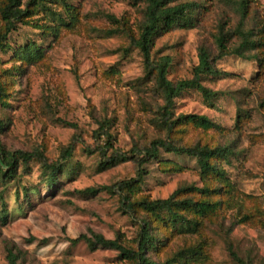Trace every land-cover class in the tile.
I'll return each mask as SVG.
<instances>
[{
  "label": "rangeland",
  "instance_id": "1",
  "mask_svg": "<svg viewBox=\"0 0 264 264\" xmlns=\"http://www.w3.org/2000/svg\"><path fill=\"white\" fill-rule=\"evenodd\" d=\"M233 1L180 0L197 4L194 27L164 34L150 52L152 66L167 61L166 78L174 83L191 78L199 48L216 58L214 37L220 30L229 34L230 49L240 43L239 27L255 42L243 58L227 55L215 60L221 74L202 80L217 92L211 103L193 90L173 100V118L206 116L217 126L208 131L183 124L167 135L159 123L163 100L153 77L145 75L140 52L128 40L144 20L141 1L51 0L27 24H17L8 37L10 50L0 52L5 94L0 101L5 124L0 144L6 151L40 147L50 160L73 136L82 144L75 145L55 189L45 185L34 161L19 164L8 183L0 179V212L7 213L6 221L0 220V264H9V254L15 264H133L115 250H91L83 241L70 240L92 233L118 237L125 247H135L141 218L151 221L162 243L150 254L159 263L170 259L173 264H237L227 250L230 243L244 264H264V0H249L243 20ZM28 43L40 47V57L26 60L13 54ZM100 121L108 122L111 144L122 152L130 149L132 140L145 146L167 138L180 146L229 147L233 154L216 160L226 181L214 176L202 180L194 158L160 150L157 160L144 164L146 174L132 197L165 199L179 187L206 182L222 187L220 197H213L222 202L221 208L202 219L195 232L169 228L139 210L134 216L124 213L118 196L105 188L132 178V163L99 171L97 152L84 150L85 145L105 143V137H93ZM23 186L38 189L29 202L23 198ZM243 215L248 221L238 223ZM197 248L200 257H184Z\"/></svg>",
  "mask_w": 264,
  "mask_h": 264
},
{
  "label": "trees",
  "instance_id": "2",
  "mask_svg": "<svg viewBox=\"0 0 264 264\" xmlns=\"http://www.w3.org/2000/svg\"><path fill=\"white\" fill-rule=\"evenodd\" d=\"M137 1H141L144 4V20L138 28L137 34L129 35L128 40L130 45L140 52L145 75L148 78L153 77L156 88L163 100L164 105L159 112V123L165 128L167 135L175 127L183 124H191L203 131L217 128L212 120L203 115L180 114L173 118V100L182 92L193 90L198 92L205 102L211 103L217 96V92H212L203 86L202 80L208 76H219L221 74L214 66L215 60L227 55H236L238 58H243L244 52L248 49L252 50L255 42L250 40L248 34L239 27L236 29V34L240 38V43L230 49L227 46L229 34L220 30L214 37L218 53L216 58L211 57L205 48H199L198 63L192 70L191 78L173 83L166 78L167 61L165 60L156 66H152L150 52L154 41L164 34L177 29L193 28L195 25L194 14L198 6L192 2L178 3L180 0ZM49 2L51 0H27L25 3L22 0H2L0 3V20L2 24L0 27V52L10 50L7 42L8 37L16 30L17 24H27V19L40 8H47V3ZM233 3L237 13L243 20L248 13L249 0H235ZM59 21L62 22L60 17ZM12 52L17 56H23L26 60L36 59L42 53L40 47L34 43L15 48ZM252 59H254V56H252ZM4 95L3 84L0 82V101ZM1 103L3 102L1 101ZM97 125L98 128L93 132V137L97 136L100 138V136H103L105 137V143L93 146L85 145L84 150L87 154L97 152L100 161L98 170L105 171L125 162H131L133 165L134 176L132 178L121 180L109 188H105L112 190L118 196L120 208L124 213L134 216L136 210H139L169 228H191L195 232L200 229L202 219L214 214L221 208L222 202L218 199H213V197H220L222 187H211L206 182L201 187L194 185L179 187L165 199L152 200L144 197L133 200L132 197L139 189L146 174L144 164L157 160L160 150L194 158L199 167V175L202 180L214 176L221 181H226L225 172L218 166L216 160L225 161L229 155L233 154L229 147L212 148L206 144L200 145L199 143L193 146H180L167 138L155 139L145 146H141L132 140L130 149L127 152H122L113 148L111 144V135L107 131L108 122L100 121ZM4 128L5 124L0 119V133ZM80 143L81 140L73 136L67 145L61 147L57 158L54 160L48 159L40 147H34L29 151H6L0 144V179L8 183L10 180L15 179L19 164L27 166L29 162L34 161L43 172L45 185L49 189H55L59 182V177L65 174L67 170L66 167L72 159L75 145ZM86 191L93 192L92 189H87ZM34 194H38L37 188L22 187V195L26 202H29L30 196ZM191 195H197L198 198L193 199ZM16 196H18V192ZM188 214H192V217H188ZM6 218V210H2L0 212V220L3 222L6 221ZM246 221H248V216L243 215L238 220V223ZM138 229L136 246L131 248L125 247L118 237L111 240L92 233L90 237L80 235L70 241L72 244L83 241L91 250L96 247L115 250L121 259L131 261L133 264L174 263V260L170 259L159 263L150 257V254L156 252L162 244L155 235L154 227L150 220L141 218ZM200 249L197 248V252L193 251L184 257L196 255L200 257L202 255ZM227 250L234 262L244 264L233 251L230 243L227 244ZM9 264H15L14 258L10 254Z\"/></svg>",
  "mask_w": 264,
  "mask_h": 264
}]
</instances>
